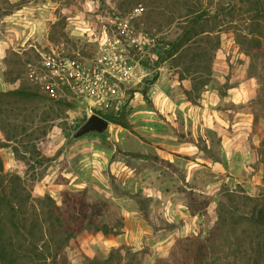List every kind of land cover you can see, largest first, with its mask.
I'll use <instances>...</instances> for the list:
<instances>
[{"label": "rangeland", "instance_id": "374dc122", "mask_svg": "<svg viewBox=\"0 0 264 264\" xmlns=\"http://www.w3.org/2000/svg\"><path fill=\"white\" fill-rule=\"evenodd\" d=\"M232 5L244 11L220 12ZM249 5L0 0V91L44 96L0 112L7 196L43 227L16 234L4 208L5 234L55 264H193L222 210L231 230L227 194H264V20L253 30ZM201 9L206 32L160 59ZM90 113L109 129L72 139Z\"/></svg>", "mask_w": 264, "mask_h": 264}, {"label": "trees", "instance_id": "16d2710c", "mask_svg": "<svg viewBox=\"0 0 264 264\" xmlns=\"http://www.w3.org/2000/svg\"><path fill=\"white\" fill-rule=\"evenodd\" d=\"M247 2L250 5L248 7L249 9H246L245 12L253 14L251 15L252 21H254L252 28L258 33H261L263 26L262 21L264 20V0H247ZM233 6L234 5L222 8L220 12L224 14L227 13L233 17L234 14L236 15L238 12L244 11V9ZM210 13L208 9H201L200 13H196L190 20L189 26L183 27V31L177 39L175 41H170L169 47L165 49L163 53L159 54L160 59L166 60L174 56V53L183 49L184 45L189 44L193 38L197 37L199 34L205 33L206 31L203 28L201 31H198L196 28L200 21L208 20L212 17ZM255 43L259 46L260 40H255ZM196 57L199 56H194L193 59ZM206 64L205 66H207L208 71H210V66L208 63ZM196 67L197 63H194V68ZM20 78L21 76L18 74L15 77H11V80L14 82ZM25 87L26 85L24 83L19 89L0 91V112L6 111L5 109L10 104H12L13 107L19 106L17 104L20 102L24 103V101L34 104L38 99L44 98V96L23 91ZM148 91V88L142 91L147 99L149 98ZM100 136H103V134ZM5 180L6 178L0 174V264H55L56 260L54 253L53 259L51 261L48 260L49 257L47 252H51L50 249L44 250L43 248L33 245L32 249L24 250L21 249V245L18 246L14 242V236H7L5 234V227L8 225L16 231V234L28 232L31 237H37L39 231L43 230L40 223L30 220H27V224L19 223L16 210L13 211L11 200L9 196H7L8 188L4 183ZM15 192L16 190L14 189V196H17ZM227 195L229 206L226 207V209L236 218V224L228 232L223 231V226L225 227L227 225L229 217L227 216L228 212L222 210L218 218V223L211 234L214 236H217V234L220 235L209 240L210 246L201 244L198 247L199 249L196 251L193 264H264V194L261 196H251L245 192L237 193V191H230ZM48 201L52 202L51 199L46 200V202ZM4 208L13 211L7 217L8 225H4L6 219ZM86 216L85 214L84 217ZM48 219L50 220L49 224L52 226V231L56 232L54 229L57 228H55L53 217L50 215ZM56 222V225L60 224L59 219H56ZM70 224V222L67 223V232L69 233L71 232L69 231L71 230ZM98 230L105 234L112 233V230H109L107 227ZM221 234L224 235V239L221 237ZM220 237L221 240L218 241ZM225 242H227V245H224Z\"/></svg>", "mask_w": 264, "mask_h": 264}, {"label": "water", "instance_id": "95a60500", "mask_svg": "<svg viewBox=\"0 0 264 264\" xmlns=\"http://www.w3.org/2000/svg\"><path fill=\"white\" fill-rule=\"evenodd\" d=\"M110 127V121L97 114L90 113L86 121L72 134V139H79L88 134L96 133L98 135L104 134Z\"/></svg>", "mask_w": 264, "mask_h": 264}, {"label": "built area", "instance_id": "2783aa9c", "mask_svg": "<svg viewBox=\"0 0 264 264\" xmlns=\"http://www.w3.org/2000/svg\"><path fill=\"white\" fill-rule=\"evenodd\" d=\"M70 63H71V65L64 64V67L67 68V70L74 68V64L72 62H70ZM77 73L79 74L80 70H77ZM71 74H73V72H71Z\"/></svg>", "mask_w": 264, "mask_h": 264}]
</instances>
